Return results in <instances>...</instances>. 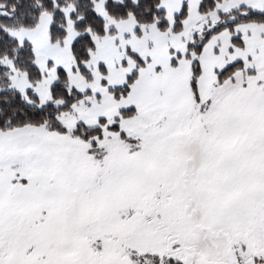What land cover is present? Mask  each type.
<instances>
[{"label":"snow or ice","instance_id":"6c2138e0","mask_svg":"<svg viewBox=\"0 0 264 264\" xmlns=\"http://www.w3.org/2000/svg\"><path fill=\"white\" fill-rule=\"evenodd\" d=\"M0 264H264V0H0Z\"/></svg>","mask_w":264,"mask_h":264}]
</instances>
